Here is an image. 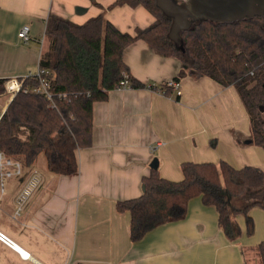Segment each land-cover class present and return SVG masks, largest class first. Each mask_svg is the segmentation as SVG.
<instances>
[{"label": "crops", "instance_id": "obj_1", "mask_svg": "<svg viewBox=\"0 0 264 264\" xmlns=\"http://www.w3.org/2000/svg\"><path fill=\"white\" fill-rule=\"evenodd\" d=\"M114 1L0 0V79L37 70L47 47L49 14L82 23L103 13L129 33L154 19L141 5L111 7ZM173 2L191 23L203 18L233 21L264 9V0ZM25 24L26 42L17 34ZM123 60L146 86L115 88L106 100L93 103L91 144L76 150L75 173L38 171L21 156L7 157L20 164L15 174L14 165L0 160V178H8L0 188V232L16 246L0 240V264H248L249 252L250 261L256 259L255 247L264 239V209L249 210L251 234L245 231L244 217L237 215L241 234L229 240L216 209L199 196L188 201L184 218L163 223L137 241L130 239V214L118 212L115 204L143 193L142 178L154 157L162 177L179 180L183 161L223 160L235 168L264 170V148L250 140L249 118L234 86L188 73L177 80L178 94L171 87H149L174 79L181 62L154 52L142 40L124 49ZM6 171L12 174L6 176ZM32 175L38 183L16 214L17 196Z\"/></svg>", "mask_w": 264, "mask_h": 264}, {"label": "trees", "instance_id": "obj_2", "mask_svg": "<svg viewBox=\"0 0 264 264\" xmlns=\"http://www.w3.org/2000/svg\"><path fill=\"white\" fill-rule=\"evenodd\" d=\"M123 4L143 6L153 21L129 33L119 30L103 13L82 23L55 14L47 16V47L38 65L47 70L44 77L55 106L49 107L50 101L43 95L21 90L13 94L0 115V152L7 157L21 156L25 164L43 153L50 172L75 173L76 150L91 144L93 103L106 100L115 88L146 86L131 75L123 60L124 49L136 40L160 55L180 60L175 80L190 73L234 86L249 118L250 139L264 148V9L233 21L200 19L180 30L177 46L167 36L172 18L156 0H116L110 6ZM38 80L28 76L23 84ZM3 82L0 79V93ZM148 86L160 91L170 88L167 83ZM180 170L182 178L171 180L152 168L142 178L141 195L116 201L118 212L130 214L132 241L163 223L184 218L188 201L195 196L216 209L218 225L229 240L241 234L237 215L244 217L246 233H252L249 210L254 206L264 209L263 169L252 165L235 168L220 160L183 161ZM255 252L257 264H264V239Z\"/></svg>", "mask_w": 264, "mask_h": 264}, {"label": "built area", "instance_id": "obj_3", "mask_svg": "<svg viewBox=\"0 0 264 264\" xmlns=\"http://www.w3.org/2000/svg\"><path fill=\"white\" fill-rule=\"evenodd\" d=\"M17 34L21 40L26 42L27 40H29V26L27 24L23 25L19 29ZM46 72H47L46 69H42V68L38 67L34 73L27 74V75L22 76V77H7L4 79V83H3L4 90L9 95H13L20 90L23 92H32V93H36L39 95H43L47 99H49V101H50L48 106L54 107L55 104L52 101V93L48 88L49 87L48 81L44 77V73H46ZM32 75L36 76L39 79L38 83L25 86L23 84V79H25L28 76H32ZM166 83L168 86L172 87L177 94L179 93V83L177 80L170 79ZM124 87H128V85H125ZM4 157H6L5 164L14 165V167H15L14 173L18 174L20 164L18 162H12L10 159L7 158V156H5L2 152H0V160H2ZM4 174L6 176H9L12 174V172L6 171V172H4ZM37 183H38V176L32 175L31 178L28 180V182L23 187V189L21 190V192L19 193V195L17 196L18 207L16 209V214L20 210L21 205L27 199V197L29 196V194L31 193L33 188L37 185ZM0 240L15 248V245L13 243H11V241L7 237H5V235L1 232H0ZM22 255L27 256L28 254L22 253Z\"/></svg>", "mask_w": 264, "mask_h": 264}, {"label": "water", "instance_id": "obj_4", "mask_svg": "<svg viewBox=\"0 0 264 264\" xmlns=\"http://www.w3.org/2000/svg\"><path fill=\"white\" fill-rule=\"evenodd\" d=\"M156 4L163 10L165 14L172 18L167 36L178 46V44L180 43L178 32L189 27L192 23L186 19V13L182 9H179L178 6H176V4L173 2V0H156ZM157 165L158 160L156 157H154L150 162V167L155 169L157 168Z\"/></svg>", "mask_w": 264, "mask_h": 264}, {"label": "rangeland", "instance_id": "obj_5", "mask_svg": "<svg viewBox=\"0 0 264 264\" xmlns=\"http://www.w3.org/2000/svg\"><path fill=\"white\" fill-rule=\"evenodd\" d=\"M4 83V82H3ZM3 88H4V86H3ZM2 94H5V95H2ZM11 97L12 95H9L8 93H6L5 92V90L3 91V92H1L0 93V108L2 107V105H3V103L5 102V99H7L8 97ZM5 160H6V157H4L3 159H2V161L3 162H5ZM35 167L37 166V170L39 171V170H42V171H45V172H50L45 166H46V161H45V156H44V154L43 153H40L38 156H37V158L35 159V161H34V164H33ZM11 178V177H10ZM15 177H12V179H14ZM7 180H8V178L7 177H2L1 176V178H0V188H1V183H2V185H4L5 184V186H6V183H7ZM247 253V252H246ZM251 254L252 253H247V262H248V264H256L257 263V258L256 259H254V257L252 256V258H251V261H250V258L249 257H251ZM254 260H255V262H254Z\"/></svg>", "mask_w": 264, "mask_h": 264}, {"label": "bare ground", "instance_id": "obj_6", "mask_svg": "<svg viewBox=\"0 0 264 264\" xmlns=\"http://www.w3.org/2000/svg\"><path fill=\"white\" fill-rule=\"evenodd\" d=\"M16 247V246H15ZM23 254H24V252L23 251H21Z\"/></svg>", "mask_w": 264, "mask_h": 264}]
</instances>
